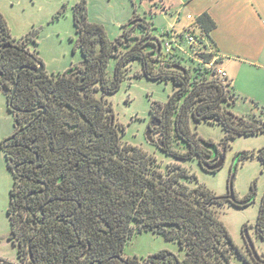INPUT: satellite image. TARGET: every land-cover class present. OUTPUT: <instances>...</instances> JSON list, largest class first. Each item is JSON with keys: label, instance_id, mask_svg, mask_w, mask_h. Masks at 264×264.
Segmentation results:
<instances>
[{"label": "trees", "instance_id": "1", "mask_svg": "<svg viewBox=\"0 0 264 264\" xmlns=\"http://www.w3.org/2000/svg\"><path fill=\"white\" fill-rule=\"evenodd\" d=\"M74 15L78 34L75 45L81 50L83 60L62 73L50 74L38 50L29 46L31 41L37 43L36 30L18 40L0 11V90L7 93L11 113L16 110L29 113L23 121L27 124V135L38 142L25 156L33 160L39 157L45 168L43 175L50 178H58L69 161L87 159L89 169L76 179L78 195L91 208L92 220L113 224L122 245L134 234L135 223L137 231L162 234L167 240L177 241L185 252V257L180 259L165 251L166 259H160L162 264H235L232 261L235 253L252 264L234 241L217 207L226 203L237 207L253 204L256 187L246 196L235 194L230 200L228 195H218L199 182L196 173L179 162L197 157L208 170L205 164H214L220 155L224 157L230 141L238 135L264 132V119L258 114L238 115L229 108L237 95L228 77L218 72L221 58L209 65L218 54L216 48L212 45L214 53L206 52L210 45L198 35V43L189 47L199 49L201 60L196 66H186L183 64L186 49L183 52L175 48L166 54L162 48L157 53V44L152 40L156 37L155 26L146 17L135 14L123 25L122 34L111 40L104 25L89 21L86 0L77 4ZM196 23L208 36L216 27L207 12ZM171 34L170 30L164 31L159 37L161 42ZM177 38L183 45L184 34ZM112 59L115 66L110 74L108 67ZM136 62L141 63V68L132 79L144 75L159 81L171 80L174 84L166 103H153L148 123L151 133H159L154 144L176 160L167 169L142 147L123 142L113 105L106 98L128 80ZM41 65L43 70L38 71ZM16 83V92L10 99ZM258 110L264 114V105ZM192 117L199 122L223 124L225 137L220 146L191 129ZM12 138L4 139L1 146L14 181L8 215L9 239L17 247V264H109L82 257L72 229L63 228L58 235L53 227L42 226L35 235L30 233V222L22 209L25 194L21 188L16 194L18 174L11 159L12 153L19 159L23 153L9 149L7 143ZM180 144L183 149L178 147ZM214 145L218 148L215 160L211 158ZM255 155L264 163V147L258 152L242 151L236 158L239 162ZM191 182L197 184L192 186ZM256 227L264 239V196ZM247 228L245 225L244 230ZM116 238H108L109 243H114Z\"/></svg>", "mask_w": 264, "mask_h": 264}, {"label": "rangeland", "instance_id": "2", "mask_svg": "<svg viewBox=\"0 0 264 264\" xmlns=\"http://www.w3.org/2000/svg\"><path fill=\"white\" fill-rule=\"evenodd\" d=\"M83 0H0V11L8 20L13 35L22 40L26 34L36 30L35 39L29 46L37 49L47 71L57 74L66 71L71 65L80 64L83 60L82 52L76 48L75 40L78 36L75 23V7ZM162 0H86L88 19L104 25L109 39L115 40L123 32V25L135 15L139 14L153 21L154 33L162 37L167 28L174 27L177 22L176 11L165 12ZM189 11V10H188ZM192 13V12H187ZM184 16V14H181ZM180 15V16H181ZM33 32V31H32ZM135 33L141 35L138 31ZM188 33V31H186ZM187 39L183 47L186 66H196L201 60L199 49H190ZM115 59H112L108 71L113 73ZM141 63H134L129 73L128 80L122 83L121 88L112 95H106L115 110V119L119 132L124 142L142 147L145 151L157 157L161 167L167 169L170 163L176 161L160 150L148 139V123L151 118L150 109L154 102L166 103L173 91L174 84L170 81L149 79L146 76L133 78ZM246 73V72H245ZM243 79L241 78V82ZM99 97L101 93H98ZM7 93L0 90V258L7 261L3 264H17V247L9 239L11 223L8 215L10 205V190L13 186V176L7 165L2 141L15 131L14 116L8 109ZM262 103L253 96L237 95L229 108L238 115L249 116L258 114L264 119V114L259 113ZM190 127L201 138L212 140L219 146L224 141L225 129L222 123L196 121L190 119ZM154 139L159 133H151ZM178 147L184 148L183 145ZM264 147V132L258 134L238 135L230 141L224 153L225 162L215 172L206 170L199 159L192 158L179 161L181 164L196 173L199 182L206 185L218 195H228L229 181L236 168L234 179L235 194L244 197L256 187V200L246 207H237L226 203L217 207L221 219L227 226L236 244L243 248L254 264L253 256L243 235L245 225L252 236L256 249L264 257V239L256 233V225L262 207L264 196V163L257 155L241 159L238 164L237 156L242 151L258 152ZM216 162V161H215ZM214 163V162H212ZM196 182L190 185L195 186ZM134 233L137 225L133 223ZM169 250L184 257V251L177 241L167 240L162 234L154 231L137 232L126 244L125 254L130 257H147L160 250ZM237 264H245L239 258Z\"/></svg>", "mask_w": 264, "mask_h": 264}, {"label": "flooded vegetation", "instance_id": "3", "mask_svg": "<svg viewBox=\"0 0 264 264\" xmlns=\"http://www.w3.org/2000/svg\"><path fill=\"white\" fill-rule=\"evenodd\" d=\"M32 113L35 112H31V114ZM12 114L14 116L15 131L8 137L13 138L8 140L7 146L10 150H19V152L23 153L21 159L15 158L12 153L11 159L14 162V167L18 174L16 194H19L20 188L23 189L25 194L23 202L24 207L22 209L25 218L30 222L28 225L30 233H34L35 235L42 226H47L45 228L49 226L53 227L55 231H58V235L60 234L59 231L63 228L70 231L72 229L71 232L75 233L78 240L79 247H77V249L82 251V257L108 261L109 264H162V260L160 259H166L164 256L165 251H167L166 249L150 254L147 257H130L125 254L127 242L139 231L134 233L129 240L122 245L120 243L121 240H118L119 233L115 231L113 224L106 220H92L94 218L91 208L87 205V202L78 195L79 187L76 184V179L78 180L81 177L80 175L85 169H89L88 160L82 158L72 162L69 161L64 172L61 173L58 178L45 177L43 175L45 168L41 164L40 158L37 157L36 160H33L25 156L26 153L32 152L33 148L38 146L37 140L27 135V124L23 122L24 117L29 116V113L16 110V112ZM154 141L155 139L153 138L151 142L154 143ZM244 231L243 229V235L245 237ZM256 233L258 234L257 227ZM111 236L117 237L114 243H109L108 241V238ZM57 239L59 240L60 238L58 237ZM111 244H114L113 247H109ZM106 247L108 250H105ZM97 249L101 250L93 256L92 252ZM170 252L174 253L172 251ZM161 253H163V255H160ZM251 254L254 261L262 264L255 258L252 251ZM176 255L180 258L178 254ZM260 256L262 257V255ZM238 258L245 264H249L238 253L233 255L232 261L237 264L236 259ZM262 258L264 259V257ZM249 260L254 264L250 258Z\"/></svg>", "mask_w": 264, "mask_h": 264}, {"label": "crops", "instance_id": "4", "mask_svg": "<svg viewBox=\"0 0 264 264\" xmlns=\"http://www.w3.org/2000/svg\"><path fill=\"white\" fill-rule=\"evenodd\" d=\"M161 3L165 12L175 10L177 15L176 25L167 29L177 34L191 30L203 37L216 48L221 58L219 66L228 73L236 95L253 96L264 105V0H162ZM205 12L216 22L209 36L196 23Z\"/></svg>", "mask_w": 264, "mask_h": 264}, {"label": "water", "instance_id": "5", "mask_svg": "<svg viewBox=\"0 0 264 264\" xmlns=\"http://www.w3.org/2000/svg\"><path fill=\"white\" fill-rule=\"evenodd\" d=\"M152 40L156 42V44H157V53H159L162 50V42H161L160 38L158 36H156V37L152 38ZM31 50H34V48H31ZM42 69H43V65L40 66V68L38 69V71H41ZM20 71L21 70H19V72H18V78L20 76ZM17 86H18V83H16L14 85V88H13V91L11 93L10 99L13 98L14 93L16 92ZM231 100H233V98H231ZM148 139L150 141L153 140L150 131H148ZM211 149L213 150V154L211 156V158L213 159L218 154V148H217V146L214 145V146H211ZM224 162H225V158L220 155L218 157V160L214 164L206 163L205 164V167L208 170H210V171H214V170L216 171V170H218L219 168H221L223 166ZM236 164H238V161L236 162ZM235 176H236V168L232 172L231 177H230V181H229V194H228V197L230 199H234L235 198V190H234V179H235ZM244 234H245V237H246L248 246L251 249L253 255L255 256V258L260 263L264 264V259L258 253V250L256 249V246H255V242H254L252 236L250 235V233H249V231L247 229L244 231ZM3 263H4V261L0 260V264H3Z\"/></svg>", "mask_w": 264, "mask_h": 264}, {"label": "built area", "instance_id": "6", "mask_svg": "<svg viewBox=\"0 0 264 264\" xmlns=\"http://www.w3.org/2000/svg\"><path fill=\"white\" fill-rule=\"evenodd\" d=\"M189 17H191V15H189ZM170 30V32L172 33L170 37L165 36L164 37V42L162 43V48L164 50V52L166 54H171L172 52L175 51V48H177L178 50H184L185 48L183 47V45L179 42V39L177 38V36L179 34L175 33L173 30L171 29H167ZM188 33L186 32H182L185 36V38L187 39V42L192 46L195 45L196 43H198V35L194 34L191 32V30H187ZM181 33V34H182ZM206 52H211L214 53L215 49L210 46L207 50H205ZM219 58L218 54H215L213 57V61L209 64L212 65L214 63V61ZM218 72L222 77H228V73L225 71V69H223L222 67L218 68Z\"/></svg>", "mask_w": 264, "mask_h": 264}]
</instances>
